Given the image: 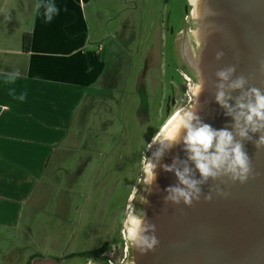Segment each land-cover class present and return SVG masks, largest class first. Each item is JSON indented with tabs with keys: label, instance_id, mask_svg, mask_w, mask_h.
Listing matches in <instances>:
<instances>
[{
	"label": "rangeland",
	"instance_id": "rangeland-1",
	"mask_svg": "<svg viewBox=\"0 0 264 264\" xmlns=\"http://www.w3.org/2000/svg\"><path fill=\"white\" fill-rule=\"evenodd\" d=\"M191 7L190 0L92 2L91 29L97 33L106 29L108 47L114 43L111 56L105 58L110 82L103 80L90 94L93 104L87 95L88 102L78 107L80 119L74 128L83 144L76 145L68 156L59 194L43 217L46 224L51 221L45 227L50 239L58 234L60 241L40 244L31 233L0 227V264H28L34 256L59 259L105 242L112 246L107 259L120 264L131 261L120 249L124 247L121 237L128 241L122 219L140 209L145 189L141 157H154L159 145L151 149L147 145L193 100L190 89L195 79L180 54L181 33L189 23ZM108 158H116L113 163L119 173L109 179V188H103L105 192L97 198L96 184L102 183L104 169L110 167L107 161L102 169ZM58 206L66 220L57 219ZM82 227L92 230L95 238H77ZM99 237L103 241L97 240ZM84 263L78 257L67 260V264Z\"/></svg>",
	"mask_w": 264,
	"mask_h": 264
},
{
	"label": "crops",
	"instance_id": "crops-1",
	"mask_svg": "<svg viewBox=\"0 0 264 264\" xmlns=\"http://www.w3.org/2000/svg\"><path fill=\"white\" fill-rule=\"evenodd\" d=\"M93 1L56 0L59 15L44 23L37 0H0V227L31 233L40 244L60 241L58 234L50 239L45 227L51 221L46 224L43 217L59 194L68 156L83 144L74 128L78 107L88 102L87 95L93 104L90 94L109 80L105 58L114 43L108 47L106 29H91ZM26 35H31L29 52L23 48ZM114 161L104 169L103 184L97 182L99 166L97 198L119 173ZM59 208L57 219L66 220ZM77 232L79 239L94 237L88 228Z\"/></svg>",
	"mask_w": 264,
	"mask_h": 264
},
{
	"label": "water",
	"instance_id": "water-1",
	"mask_svg": "<svg viewBox=\"0 0 264 264\" xmlns=\"http://www.w3.org/2000/svg\"><path fill=\"white\" fill-rule=\"evenodd\" d=\"M193 29L181 33L183 64L195 79L203 78V89L192 92V104L199 121L213 129L233 132L250 158L251 174L246 183L229 177L202 183L199 201L191 206L166 200V189L178 186L174 172L165 166H187L194 179L200 175L182 142L164 151L157 161L156 181L150 192L145 185L141 210L155 225L159 240L154 251L142 253L132 247V264H264V147L257 149V134L241 140L235 121L216 100L219 85L235 106L241 91H230L228 83L244 77L243 91L264 92V0H190ZM223 53L220 59L217 54ZM235 71L225 83L217 73ZM160 147V146H159ZM211 200H206V196ZM145 200L147 203H145ZM31 264H64L52 258H36Z\"/></svg>",
	"mask_w": 264,
	"mask_h": 264
},
{
	"label": "clouds",
	"instance_id": "clouds-1",
	"mask_svg": "<svg viewBox=\"0 0 264 264\" xmlns=\"http://www.w3.org/2000/svg\"><path fill=\"white\" fill-rule=\"evenodd\" d=\"M37 10L42 9L44 23H51L55 16L59 15L60 9L56 0H37ZM223 53L217 54V59ZM234 68H228L217 73L220 80L227 83L234 73ZM18 75V74H17ZM203 78H198L195 84L196 95L203 89ZM247 80L239 77L228 83L230 91H241L242 94L236 99L233 107L229 101L232 99L224 91L225 84L219 85L217 102L227 110V114L235 121L236 135L241 140H249V133L257 134V149L264 147V92L257 88H249L243 91ZM26 94L22 93L17 97L20 101L25 99ZM182 142L188 152L189 160L195 165L200 179H194L189 167L172 168L165 166L164 170L174 172L178 178L179 185L166 189L167 201L175 205L183 204L191 206L193 201H199L201 197L202 183L208 180H217L221 177H229L233 182L246 183L251 174L250 158L244 150L243 144L235 139L233 132L221 129H213L210 125L199 121L194 107L182 109L169 127L168 131L154 136L151 143L147 145L151 149L153 145L160 147L153 154L155 160H159L165 150L170 149L177 143ZM142 182L150 192L156 181L157 163L153 158L146 155L141 157ZM211 200V196H206ZM145 203L147 201L145 200ZM122 226L127 230V238L132 247L142 253L154 251L159 244L155 235V225L149 224L146 213L139 209L122 219Z\"/></svg>",
	"mask_w": 264,
	"mask_h": 264
},
{
	"label": "flooded vegetation",
	"instance_id": "flooded-vegetation-1",
	"mask_svg": "<svg viewBox=\"0 0 264 264\" xmlns=\"http://www.w3.org/2000/svg\"><path fill=\"white\" fill-rule=\"evenodd\" d=\"M185 29H187V30H189L190 32L192 31V29H193V22H192V19H191V17H190V20H189V23L186 25V27L184 28V30ZM183 30V31H184ZM182 31V32H183ZM170 102V101H169ZM168 112V111H167ZM140 209H141V203H140ZM129 208V207H128ZM133 212V211H132ZM121 242H122V246H124L123 248L121 247L120 249L122 250V252H123V254H124V251H125V246L126 245H128V243H129V241H127L125 238H123V237H121ZM110 243V242H109ZM104 244V243H103ZM102 244V245H103ZM102 245H100L99 247H101ZM98 247V248H99ZM98 248H94V249H86V250H82V251H79V252H77V253H70V254H68V255H65V256H63V257H61V258H59V259H56V260H58V261H62L64 264H67V260L68 259H72V258H69L71 255H76V254H80V253H82V252H85V251H90V250H95V249H98ZM112 248V247H111ZM111 250V249H110ZM110 250L109 251H107V252H105L100 258H98V259H87V258H82V257H78V256H76V257H78V258H82L84 261H85V263L84 264H104L103 262H105V264H107V255H108V253L110 252ZM129 256H130V258H131V251H130V246H129ZM73 258H75V257H73ZM128 258V257H127ZM102 261V262H101ZM123 261H125V259L123 260ZM126 264H132V260L130 261V262H127L126 261Z\"/></svg>",
	"mask_w": 264,
	"mask_h": 264
},
{
	"label": "trees",
	"instance_id": "trees-1",
	"mask_svg": "<svg viewBox=\"0 0 264 264\" xmlns=\"http://www.w3.org/2000/svg\"><path fill=\"white\" fill-rule=\"evenodd\" d=\"M30 46H31V35H26L23 39V48L26 52L30 51ZM167 117V115H166ZM165 117V118H166ZM111 244L109 242H105L101 247L95 250H90V251H85L80 254H74L71 255L69 258L73 257H82V258H87V259H98L100 258L105 252L109 251L111 249ZM37 257L31 258L28 264H31V262L36 259Z\"/></svg>",
	"mask_w": 264,
	"mask_h": 264
},
{
	"label": "bare ground",
	"instance_id": "bare-ground-1",
	"mask_svg": "<svg viewBox=\"0 0 264 264\" xmlns=\"http://www.w3.org/2000/svg\"><path fill=\"white\" fill-rule=\"evenodd\" d=\"M194 86H195V83H193L192 85H191V89H190V92L192 93L193 92V90H194ZM182 110V109H181ZM180 110V111H181ZM180 111L179 112H177L170 120H169V122L164 126V128H163V131H162V133H165V132H167L168 131V129H169V127L172 125V123L175 121V119L177 118V116L179 115V113H180ZM162 133H160V134H162ZM154 158V157H153Z\"/></svg>",
	"mask_w": 264,
	"mask_h": 264
},
{
	"label": "built area",
	"instance_id": "built-area-1",
	"mask_svg": "<svg viewBox=\"0 0 264 264\" xmlns=\"http://www.w3.org/2000/svg\"><path fill=\"white\" fill-rule=\"evenodd\" d=\"M187 80L188 81H190V79L189 78H187ZM125 236V235H124ZM126 239V238H125ZM127 240V239H126ZM128 255H129V247L128 246H126V248H125V259L128 257ZM124 262V261H123ZM107 264H120V263H115L113 260H107Z\"/></svg>",
	"mask_w": 264,
	"mask_h": 264
}]
</instances>
